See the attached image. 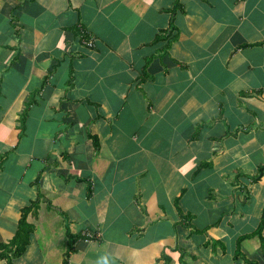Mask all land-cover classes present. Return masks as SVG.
<instances>
[{
  "label": "crops",
  "instance_id": "1",
  "mask_svg": "<svg viewBox=\"0 0 264 264\" xmlns=\"http://www.w3.org/2000/svg\"><path fill=\"white\" fill-rule=\"evenodd\" d=\"M8 258L264 264V0H0Z\"/></svg>",
  "mask_w": 264,
  "mask_h": 264
},
{
  "label": "trees",
  "instance_id": "2",
  "mask_svg": "<svg viewBox=\"0 0 264 264\" xmlns=\"http://www.w3.org/2000/svg\"><path fill=\"white\" fill-rule=\"evenodd\" d=\"M35 205H37V204H34V206L32 205V206H29L28 208H26L22 213H23V216H22V219L20 220V222H19V229H18V233H17V235L15 236V238L14 239H18L19 237H20V235L23 233V231H24V229H25V227H27V224L25 223V214L29 211V210H31V208L33 207H35ZM22 250H23V248H21V249H19V250H17L16 252H14V257H17V256H19L20 254H21V252H22ZM69 250V249H68ZM67 253V255H66V260H67V256H68V254H69V252H66ZM13 257H11V259H12ZM11 259H9L8 258V260H9V264H11ZM65 264H66V261H65Z\"/></svg>",
  "mask_w": 264,
  "mask_h": 264
},
{
  "label": "built area",
  "instance_id": "3",
  "mask_svg": "<svg viewBox=\"0 0 264 264\" xmlns=\"http://www.w3.org/2000/svg\"><path fill=\"white\" fill-rule=\"evenodd\" d=\"M85 42H86L85 45H88V46H92L93 45L92 40H86ZM88 235H90V234H88Z\"/></svg>",
  "mask_w": 264,
  "mask_h": 264
}]
</instances>
